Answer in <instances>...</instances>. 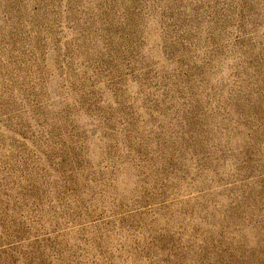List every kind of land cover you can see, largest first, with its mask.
Wrapping results in <instances>:
<instances>
[{
    "label": "rangeland",
    "instance_id": "1",
    "mask_svg": "<svg viewBox=\"0 0 264 264\" xmlns=\"http://www.w3.org/2000/svg\"><path fill=\"white\" fill-rule=\"evenodd\" d=\"M0 264H264V0H0Z\"/></svg>",
    "mask_w": 264,
    "mask_h": 264
}]
</instances>
